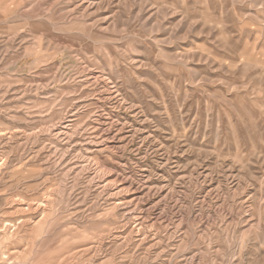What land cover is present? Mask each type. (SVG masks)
I'll list each match as a JSON object with an SVG mask.
<instances>
[{
	"label": "rangeland",
	"instance_id": "1",
	"mask_svg": "<svg viewBox=\"0 0 264 264\" xmlns=\"http://www.w3.org/2000/svg\"><path fill=\"white\" fill-rule=\"evenodd\" d=\"M0 264H264V0H0Z\"/></svg>",
	"mask_w": 264,
	"mask_h": 264
}]
</instances>
